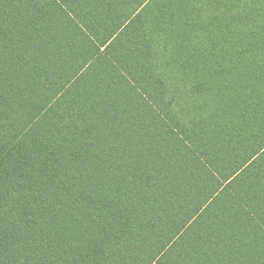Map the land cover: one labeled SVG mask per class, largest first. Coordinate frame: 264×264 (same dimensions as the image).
Listing matches in <instances>:
<instances>
[{"label":"trees","instance_id":"1","mask_svg":"<svg viewBox=\"0 0 264 264\" xmlns=\"http://www.w3.org/2000/svg\"><path fill=\"white\" fill-rule=\"evenodd\" d=\"M0 264H264V0H0Z\"/></svg>","mask_w":264,"mask_h":264}]
</instances>
